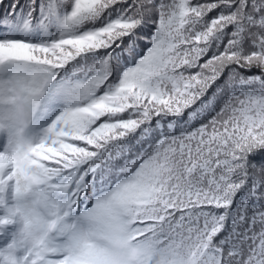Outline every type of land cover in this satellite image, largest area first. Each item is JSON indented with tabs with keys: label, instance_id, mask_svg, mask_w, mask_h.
I'll use <instances>...</instances> for the list:
<instances>
[{
	"label": "snow or ice",
	"instance_id": "snow-or-ice-1",
	"mask_svg": "<svg viewBox=\"0 0 264 264\" xmlns=\"http://www.w3.org/2000/svg\"><path fill=\"white\" fill-rule=\"evenodd\" d=\"M0 264H264V0H0Z\"/></svg>",
	"mask_w": 264,
	"mask_h": 264
}]
</instances>
